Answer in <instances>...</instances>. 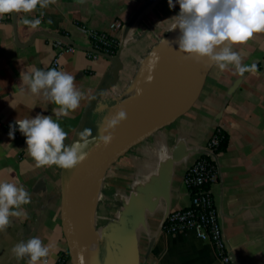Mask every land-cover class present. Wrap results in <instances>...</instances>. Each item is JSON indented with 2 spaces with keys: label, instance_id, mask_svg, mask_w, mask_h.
<instances>
[{
  "label": "crops",
  "instance_id": "1",
  "mask_svg": "<svg viewBox=\"0 0 264 264\" xmlns=\"http://www.w3.org/2000/svg\"><path fill=\"white\" fill-rule=\"evenodd\" d=\"M173 4L57 0L32 13L0 16V180L17 182L31 194V202L22 206L27 217L11 218V226L0 232V264H27V257L17 261L11 249L33 236L51 246L48 264H57L61 253L68 252L63 169L37 167L14 122L50 115L67 132L65 144L71 145L87 115L83 129L100 135L114 108L133 89L126 83L132 73L173 31L179 13L176 0ZM25 18L42 23L33 29L23 23ZM116 20L121 28L114 33L115 55L92 58L88 31L106 30ZM60 34L77 48L63 57L62 70L74 75L76 87L85 93L80 107L67 117H57L56 104L31 94L20 75L33 67L48 70L55 56L51 39ZM233 48L246 53L242 63L254 64L255 72L240 76L232 66L221 72L213 65L188 110L133 145L107 171L100 207L105 213L100 220L105 259L110 250L117 264H223L212 244L195 233L163 231L170 212L190 205L186 174L219 129L229 144L217 158V180L210 190L222 234L235 264H264V33ZM10 125L16 129L14 137L9 136Z\"/></svg>",
  "mask_w": 264,
  "mask_h": 264
},
{
  "label": "clouds",
  "instance_id": "2",
  "mask_svg": "<svg viewBox=\"0 0 264 264\" xmlns=\"http://www.w3.org/2000/svg\"><path fill=\"white\" fill-rule=\"evenodd\" d=\"M57 0H0V16L11 13H32L39 6L47 8ZM83 4L86 0H78ZM179 13L174 17L178 28V50L188 57L207 60L221 72L234 67L235 73L243 76L246 72H255L256 66L244 65V55L234 50L233 45L246 44L256 33H264V0H176ZM170 8L175 7L168 0ZM33 29L38 28L40 18L23 20ZM51 23V21H49ZM154 57H157L153 53ZM158 61L149 62V70ZM21 81L31 94L40 96L58 107L54 109L57 117H67L80 107L85 93L76 87L75 76L63 70L51 68L47 71L31 68L21 72ZM149 78V82H150ZM24 89H22L23 91ZM142 93L137 89V95ZM127 119V113L121 109L100 128L99 137L93 136L92 128H84L78 140L71 145L65 144L67 132L50 115L37 114L34 118L17 119L21 134L26 137L27 151L37 167L57 166L65 170L74 169L88 157L85 149L93 141L107 147L114 139L113 132ZM9 136L14 137L15 127L9 126ZM162 152L164 149L162 148ZM31 202V194L17 182L0 180V232H5L12 224L13 217H27L22 207ZM50 245H45L39 237H31L14 245L11 252L19 261L28 258L27 264H48Z\"/></svg>",
  "mask_w": 264,
  "mask_h": 264
},
{
  "label": "water",
  "instance_id": "3",
  "mask_svg": "<svg viewBox=\"0 0 264 264\" xmlns=\"http://www.w3.org/2000/svg\"><path fill=\"white\" fill-rule=\"evenodd\" d=\"M108 58H113V56H108ZM212 66L213 65L209 64L207 60L193 57L186 75L185 86L182 91H178L175 94L171 102L165 107H159L151 111L146 123H142L128 131L115 135L112 143L107 147L100 144L99 140L93 141L85 149L88 153V157L82 164H78L71 170L63 169V214L68 240V254L72 264H101L98 254L93 256L92 250H89V252L86 251L83 245L75 198V175L82 172L97 171L102 174L100 178L101 181L109 168L133 145L157 130L169 126L188 110L199 97ZM91 106L92 104H90L89 107ZM86 120L87 115L82 122L74 142L78 140L79 133L82 131ZM95 137L98 138L99 135ZM104 264H117L110 250L107 251Z\"/></svg>",
  "mask_w": 264,
  "mask_h": 264
},
{
  "label": "bare ground",
  "instance_id": "4",
  "mask_svg": "<svg viewBox=\"0 0 264 264\" xmlns=\"http://www.w3.org/2000/svg\"><path fill=\"white\" fill-rule=\"evenodd\" d=\"M179 36V29H173L169 37L158 47V61L155 63V67L149 70V66L146 64L144 73L134 86L136 89H141L142 93L124 99L114 108L111 117L123 109L127 113V119L115 129L113 136L146 123L150 114L138 121L135 120L149 111L165 107L178 91L183 90L193 57L179 52ZM149 78H151L150 82ZM101 176L102 174L97 171L75 175V198L80 234L86 251L92 250L93 256L97 255L100 242V239L97 238L96 225L105 214L104 210L98 207L101 197Z\"/></svg>",
  "mask_w": 264,
  "mask_h": 264
},
{
  "label": "built area",
  "instance_id": "5",
  "mask_svg": "<svg viewBox=\"0 0 264 264\" xmlns=\"http://www.w3.org/2000/svg\"><path fill=\"white\" fill-rule=\"evenodd\" d=\"M120 28L121 23L116 20L111 22L106 30H89L90 56L94 59L100 56H114L118 49V40L114 33ZM51 43L55 49V56L48 70L51 68L62 70L63 57L74 53L77 48L68 36L61 34L51 39ZM221 133L222 131L218 129L210 136L201 157L190 166L186 174L184 182L191 195L190 205L170 212L164 221L163 231L166 235L193 232L200 240L212 244L223 264H235L222 234L210 190L218 175L216 150L220 145ZM17 135L23 134L18 130Z\"/></svg>",
  "mask_w": 264,
  "mask_h": 264
},
{
  "label": "rangeland",
  "instance_id": "6",
  "mask_svg": "<svg viewBox=\"0 0 264 264\" xmlns=\"http://www.w3.org/2000/svg\"><path fill=\"white\" fill-rule=\"evenodd\" d=\"M156 55H158V51L155 53ZM156 57L152 56H148L146 59L142 60V62L139 64L138 68L136 71H134V73H132L130 80H128L126 83L130 84L133 87V90H131V92H129L128 94H126V98L124 97V99H127L131 96H135L137 95V89L134 87L135 84L137 83L138 79L142 76V74L144 73V68L146 69V64L147 66H149V62L151 60H155ZM127 84V85H128ZM125 85V86H127ZM130 86V87H131ZM123 99V100H124ZM124 155L120 156V159L123 157ZM115 167H117V165H115ZM106 178V175L102 177L101 179V197L100 200L98 202V207L100 208L103 205V184H104V180ZM101 224H103L101 221L98 222V224L96 225V231H97V238L100 239L101 237ZM98 258L101 264L105 263V256H104V248L101 242H99V250H98Z\"/></svg>",
  "mask_w": 264,
  "mask_h": 264
},
{
  "label": "trees",
  "instance_id": "7",
  "mask_svg": "<svg viewBox=\"0 0 264 264\" xmlns=\"http://www.w3.org/2000/svg\"><path fill=\"white\" fill-rule=\"evenodd\" d=\"M220 136H221L220 137V145L216 150L217 157H219L222 153H224L227 150L228 144H229L228 135H226L224 132H222ZM68 262H69L68 252L67 251L62 252L60 255V259H59L57 264H68Z\"/></svg>",
  "mask_w": 264,
  "mask_h": 264
}]
</instances>
